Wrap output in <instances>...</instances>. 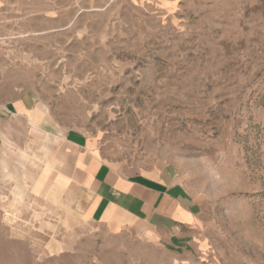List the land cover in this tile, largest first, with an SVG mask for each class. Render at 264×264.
Instances as JSON below:
<instances>
[{
	"label": "rangeland",
	"instance_id": "374dc122",
	"mask_svg": "<svg viewBox=\"0 0 264 264\" xmlns=\"http://www.w3.org/2000/svg\"><path fill=\"white\" fill-rule=\"evenodd\" d=\"M22 96L34 115L0 138V264H264V0H0V103ZM65 139L126 173L167 165L200 223L80 220L48 194Z\"/></svg>",
	"mask_w": 264,
	"mask_h": 264
},
{
	"label": "crops",
	"instance_id": "0c3cea01",
	"mask_svg": "<svg viewBox=\"0 0 264 264\" xmlns=\"http://www.w3.org/2000/svg\"><path fill=\"white\" fill-rule=\"evenodd\" d=\"M25 98L0 103V138L11 137L5 124L8 118L33 113L36 103L30 99L27 103ZM62 144L67 148L61 152L55 169L57 181L48 194L59 195L80 220L98 221L112 230L141 224V229L151 235L181 233L200 223L196 200L167 165L150 172L126 173L94 146L68 139ZM47 163L40 189L53 164Z\"/></svg>",
	"mask_w": 264,
	"mask_h": 264
},
{
	"label": "bare ground",
	"instance_id": "6f19581e",
	"mask_svg": "<svg viewBox=\"0 0 264 264\" xmlns=\"http://www.w3.org/2000/svg\"><path fill=\"white\" fill-rule=\"evenodd\" d=\"M23 167H25V165H22V164H20L19 166H15L12 170H9V174L10 175H12L13 177H17L18 175H17V173H18V170L20 169V168H23ZM29 175V174H28Z\"/></svg>",
	"mask_w": 264,
	"mask_h": 264
}]
</instances>
